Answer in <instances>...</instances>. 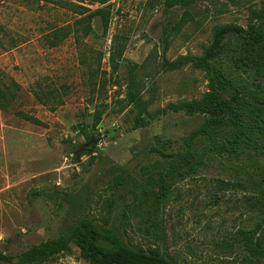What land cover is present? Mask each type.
<instances>
[{"label": "rangeland", "instance_id": "rangeland-1", "mask_svg": "<svg viewBox=\"0 0 264 264\" xmlns=\"http://www.w3.org/2000/svg\"><path fill=\"white\" fill-rule=\"evenodd\" d=\"M171 2L0 0V89L19 87L10 107L0 108V252L18 255L87 219L177 264H264L241 241L264 219V208L250 203L253 194L263 197L264 139L263 151L248 150L240 162L209 159L173 185L158 210L155 194L171 166L151 151L182 152L204 118L159 111L212 105L206 72L166 64L203 57L219 28L257 27L264 0ZM99 10L105 16L94 19V33L78 36L77 23ZM62 31L68 38L53 46ZM114 42L124 46L118 72L110 62ZM132 68L155 114L142 129L134 128L139 111L126 104ZM232 75L264 97V80L253 71ZM220 181L232 187L224 191ZM46 264L88 263L74 248Z\"/></svg>", "mask_w": 264, "mask_h": 264}, {"label": "trees", "instance_id": "trees-1", "mask_svg": "<svg viewBox=\"0 0 264 264\" xmlns=\"http://www.w3.org/2000/svg\"><path fill=\"white\" fill-rule=\"evenodd\" d=\"M173 0H168L172 5ZM83 2V0H80ZM105 16L103 10L96 11L80 20L76 32L78 36L88 37L94 33L93 21ZM108 20L105 28H108ZM62 38H57L52 45L68 38L69 33L62 31ZM124 46L114 42L110 57L115 72L121 68L120 59ZM207 73L210 85L212 105L204 107L200 103L171 104L158 114L184 113L187 116L203 115L202 125L183 139L182 152L165 153L154 148L151 151L166 160L171 169L160 178V192L155 194L154 206L160 208L166 201L172 186L178 181H185L197 175L211 158H219L229 163L242 161L248 150L263 151L258 139H264V97L251 91L246 85H240L234 79L233 71L251 72L264 80V15L257 27L240 30L235 27H223L215 31L214 43L203 57H185L174 63H167L166 69L174 71L187 65ZM130 72L127 105L139 111L135 119V129L150 125L155 114L149 112L148 104L137 91L135 69ZM16 90L6 87L0 89V108L8 109L16 98ZM84 132V127H81ZM260 186L264 188V171L258 174ZM117 184L125 186V180ZM220 188L227 191L231 183L220 181ZM148 196V194H147ZM250 203L264 208L263 197L251 195ZM264 214V211H263ZM241 241L255 257H264V219L256 227L241 232ZM79 249L81 257L88 264H177L155 249L134 248L121 238L116 231L103 228L91 220H81L56 239L45 241L15 256L0 252V264H46L57 257Z\"/></svg>", "mask_w": 264, "mask_h": 264}, {"label": "clouds", "instance_id": "clouds-1", "mask_svg": "<svg viewBox=\"0 0 264 264\" xmlns=\"http://www.w3.org/2000/svg\"><path fill=\"white\" fill-rule=\"evenodd\" d=\"M4 239L3 234H0V240Z\"/></svg>", "mask_w": 264, "mask_h": 264}]
</instances>
